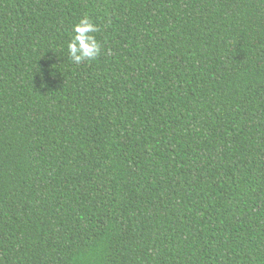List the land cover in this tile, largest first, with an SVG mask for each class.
Returning <instances> with one entry per match:
<instances>
[{
	"label": "trees",
	"instance_id": "16d2710c",
	"mask_svg": "<svg viewBox=\"0 0 264 264\" xmlns=\"http://www.w3.org/2000/svg\"><path fill=\"white\" fill-rule=\"evenodd\" d=\"M0 264H264V0H0Z\"/></svg>",
	"mask_w": 264,
	"mask_h": 264
},
{
	"label": "clouds",
	"instance_id": "9594fccd",
	"mask_svg": "<svg viewBox=\"0 0 264 264\" xmlns=\"http://www.w3.org/2000/svg\"><path fill=\"white\" fill-rule=\"evenodd\" d=\"M99 31L92 19L85 15L76 24L73 25V32L75 33L68 43V54L71 60L80 64L85 60L96 59L101 52V44L93 35Z\"/></svg>",
	"mask_w": 264,
	"mask_h": 264
}]
</instances>
